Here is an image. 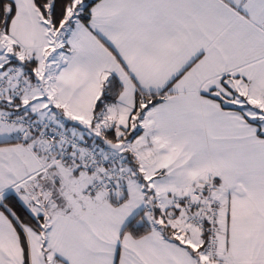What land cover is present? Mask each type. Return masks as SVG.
<instances>
[{
    "label": "snow or ice",
    "instance_id": "1",
    "mask_svg": "<svg viewBox=\"0 0 264 264\" xmlns=\"http://www.w3.org/2000/svg\"><path fill=\"white\" fill-rule=\"evenodd\" d=\"M0 264H264V0H0Z\"/></svg>",
    "mask_w": 264,
    "mask_h": 264
}]
</instances>
